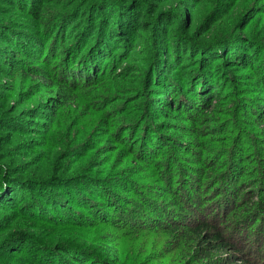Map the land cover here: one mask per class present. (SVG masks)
<instances>
[{
	"label": "trees",
	"instance_id": "trees-1",
	"mask_svg": "<svg viewBox=\"0 0 264 264\" xmlns=\"http://www.w3.org/2000/svg\"><path fill=\"white\" fill-rule=\"evenodd\" d=\"M242 1L251 0H197L207 6L202 28H220ZM154 2L72 0L65 13H57L60 0L55 5L53 0H0L3 10L16 18L23 15L35 27L43 25L39 34L32 26L20 29L0 21L7 26L0 29V66L2 74H11L22 85L32 81L28 87L48 95L49 114L40 118L46 122L32 124L48 128L41 139L56 130L63 143L60 153L44 152L43 173L19 175L17 168L0 167V209L8 213L0 217V264H20L25 250L33 257L31 264H123L104 244L94 243L96 239L80 242V237L59 235L46 244L36 233L11 230L6 222L21 209L54 226L108 225L122 236L160 227L170 239L167 244L173 240L166 254L173 255L169 264H223L215 256L226 253L230 264H264V214H259L264 210V42L235 36L234 30L209 44L195 42L184 32L195 23L190 14L169 12L165 17ZM257 11L248 8L235 30L244 29ZM49 15L56 22L42 24ZM148 38L149 47L143 48L139 43ZM227 45L235 48L227 53L234 60L219 58ZM174 47L177 53L168 62ZM25 61H34L35 69L19 72L23 67L13 64ZM215 61L230 69L222 94L214 83ZM125 63L129 67H123ZM155 88L165 96H147L158 91ZM234 96L236 101L229 99ZM79 116L81 122L93 118L79 126ZM136 131L141 136L134 144ZM36 142L33 145H43ZM173 143L183 145L180 156L186 162L179 164L178 172L176 156L167 147ZM191 146L192 152L186 151ZM87 158V166L82 165ZM251 158L256 166L248 170L243 162ZM68 159H75L69 172ZM148 164L158 170L160 192L173 205L142 194L133 201L110 188L117 180L130 186L117 176ZM113 169L123 172L112 175ZM37 250L43 251L42 257Z\"/></svg>",
	"mask_w": 264,
	"mask_h": 264
},
{
	"label": "rangeland",
	"instance_id": "rangeland-1",
	"mask_svg": "<svg viewBox=\"0 0 264 264\" xmlns=\"http://www.w3.org/2000/svg\"><path fill=\"white\" fill-rule=\"evenodd\" d=\"M71 1L72 0H60L59 5H57L58 7H55L56 8L55 12L65 13L67 11L68 5L71 4ZM53 2H54L53 4L55 5L57 0H53ZM243 2L244 1H242V3L237 4L236 9L233 10L232 13L225 18L220 28H217L210 32L202 28V25L205 21L204 17L207 16V14L205 13L207 6L206 4H203L204 2L197 3V0H157V2L154 3L157 4L155 8L158 7L156 10H158L159 12H164L165 17H169L167 16L169 12H173L177 14H185V13L190 14V17L193 18L195 23L193 24L192 30H190V32L188 31H184V32L185 34L189 35V38L195 42L209 44L221 38L223 35L229 34L232 30H234L233 33L235 36L238 35L242 38L247 37L249 39H254L258 42L263 43L264 42V1L251 0L249 3H243ZM193 3L194 4L196 3L195 7L191 6V4ZM212 5L213 3L211 1V6ZM248 8H256L258 11L255 13L253 19H251V21L246 25L244 29H240L239 31H236L235 29L239 28V22L242 16L246 14V10ZM3 9L4 7L0 5V10ZM14 14H15L14 12H11L9 10H3L2 12L0 11V21L5 23H16L15 25L17 26V28L20 29H22L21 27L32 26L36 28L38 31L39 30L41 31L39 34H43V30H44L43 25L41 27H35L36 23L35 22L33 23L31 19H29L28 17L22 15V17L20 18H16ZM54 22L56 21L53 20L52 15H49L48 17H45V19L42 21V24L48 25V24H53ZM234 24H236L237 27L235 26L234 28ZM4 27L7 26L0 25V29H3ZM142 36L144 38L145 35L142 34ZM174 36H176V34ZM228 38L229 36H227L226 40H224L226 43L227 41H229ZM149 40L150 38L144 39L139 44L143 45V48L146 46L149 47V43H148ZM234 49H235L234 47L227 45V50H226L227 52L226 51L222 52L223 54H221L219 58L220 57L225 58L226 56V59L228 61L234 60L232 54L231 55L227 54L228 52L230 53L235 51ZM178 52L181 53L179 48H178ZM176 53H177L176 47L170 49L168 62H170V60H173V56ZM163 55L165 56L166 54L164 53ZM205 55L208 58V54L205 53ZM58 61L55 62L57 63ZM209 61L210 60L208 59V62ZM215 62L216 64H218L216 65L218 66L217 67L218 71L216 75H214V83L216 86H218L220 94H222L224 93V88L226 84L225 75L230 74L229 72L230 69L228 70L226 67L227 65L223 64L221 61H215ZM13 64L18 66L19 68L20 66L23 67V69H20L21 71L19 72L29 73L31 71L26 69H35L36 63H34V61L31 63L29 61H25L24 64L20 62H13ZM123 67H129L128 63H125ZM188 68L189 65L188 67H186L185 71H187ZM2 70L4 69L0 66V167L6 166L11 168H17L15 171L18 172L19 175L24 173H29V174L43 173L46 171L45 160L42 159V155L44 154V152L55 151L60 153L62 152L61 148L63 147L62 141L59 140V137L57 136L59 132H57L56 130L47 132L45 134V137L41 139V133L46 132L48 128H42L39 126H34L32 124V123L36 124V122L39 121L46 122L44 119H40V118L41 115L44 113L49 114L48 105L51 104V100L49 101L47 100L48 95L45 92L40 91L37 93L34 89L28 87V84L29 83L32 84V81H28L27 83H24V85H22L18 78L12 77L11 74H8V76L2 74ZM234 72L235 71H233V73ZM33 83L37 84L38 82L34 81ZM38 89L41 88L38 87ZM153 90H158V91L155 92L151 91L147 93L148 94L147 96L153 93V96L162 97L165 96L166 94L164 91H162V89L159 88H155ZM160 94L163 95L160 96ZM240 96H247V98L253 97L248 95H240ZM229 99L236 101V99L238 98L234 96V98L229 97ZM181 113L184 115L187 114L186 112H181ZM79 117L80 118L77 121L79 123V126H81L82 124L84 126L88 119L93 118V116H90L87 119H85L83 122H81V120L83 119L81 116ZM27 123L29 125H27ZM215 124H217V122ZM2 126L5 127H3L2 129ZM170 126L175 127V125H170ZM214 127L218 128L217 125ZM243 127L246 128L247 131L251 130V128H247L245 125H243ZM7 128H11V132L6 131ZM93 129L94 126L88 127V130L83 133H86L87 135ZM261 129L264 130V124L263 127H261ZM102 130L103 128L101 129V132ZM8 132H10L11 134L8 135L7 134ZM136 133H137V136L135 137L136 139L133 140L134 144L138 142L139 136H141L140 134L141 132L136 131ZM128 135L129 132L126 133L125 137L128 138ZM262 139H264V136H262ZM178 140L184 142L180 138ZM36 141H38V143L40 142L43 143V145H33V143H37ZM99 141H100L99 138L94 139V143H99ZM167 147L168 148L171 147L173 153L176 156V159L173 162V164L175 165L174 170L178 172L180 171L179 169L181 168L179 164L180 163L186 164L184 159H181L180 156L181 155L180 149L183 147V145L179 143H173L171 145H168ZM192 149H194V146L187 147L186 151L192 152L191 151ZM109 157L110 155H108L106 158ZM68 160H69V164H67L68 166L66 170L67 172H69L71 168L74 166L73 161H75V159L72 160L68 159ZM98 161L100 160L91 162L89 164V166H91L89 169H91L93 164ZM200 162L202 164V159H200ZM87 163H88V158L83 160L81 164L86 165ZM243 163L246 165V168H248V170L255 169L256 163L254 162L253 158L248 159L246 162ZM132 169L134 171L127 170L124 171L125 175L117 176V177H121L124 180H128L130 186H126L121 180H117L110 187L111 189L115 190L114 192L116 193L121 192V194H124V196L128 198H132L133 201H139V198L142 194V196H149L154 201L157 198L160 199V197L165 199V202H163L164 206L167 205L170 206L174 204V201L168 199L165 193L160 192L161 191L159 189L160 182L158 181L156 176L158 170H156L154 165L148 164L145 165V167L142 166L138 170L137 168L135 169L132 168ZM111 171L113 172L111 173L112 175H116L122 173L123 169H113L110 170V172ZM104 176H106L105 178H107L108 176L111 175L104 174ZM132 180H138L139 184H136L137 183L136 181L135 183H133ZM249 188L250 187L248 186V189L245 190H249ZM17 195L20 196L21 199L25 197V195L20 191V188L17 191ZM255 201L256 199H254V201L251 202L253 206H254L253 202ZM74 208L76 209L79 207L75 206ZM142 211L145 213L153 212L151 210L144 208ZM26 213L27 211L25 209H21L20 212L17 213V217L13 216L10 220L6 222V226L10 227L11 230H16L18 232L24 231L29 234L36 233V236L40 238L42 237V241H44L46 244L55 240V237L59 235L60 236L64 235L67 237L70 236L68 238L71 239H75L74 237L76 238L80 237L79 239L76 240L80 242H84L83 240H86L87 242L90 241L92 242L93 239L94 240L96 239L94 243H96L98 246L104 244L103 247H105L108 250H111V252H114L116 256L123 259V264H125L124 262L128 264H169L168 262L171 260L173 256L171 254L170 256L166 257L168 250L172 248L173 240H171V242L169 241L171 245H168L167 242L170 239L168 238H167L168 240L166 239L167 235L162 234V232L159 230L160 227L156 228L155 230H145L137 234L122 236L117 230H115L112 227H109L108 225L98 226L96 229L89 227H86L84 229L70 225L54 226L51 223L37 221L35 220V218L32 219L31 217H28ZM7 214L8 213L6 211L0 209V217L5 216ZM259 214H264V210L261 211V213ZM104 236H106L107 240H104ZM1 238L3 237L0 236V240ZM71 239H67V241L75 242V240H71ZM32 245L34 250H36L38 243H35L34 241L32 242ZM92 246H96V245L93 244ZM164 246L167 247L163 248ZM113 247H115L114 250ZM116 249H118V251H116ZM37 251L39 252V257H42L43 251H39V250ZM34 253L35 254L33 255L37 254L36 251ZM110 255L113 257L112 253ZM229 256L230 254L226 253V254H216L215 257L220 258L223 264L225 263L230 264V261L232 259ZM22 259L23 260L21 261L19 260L20 264H31V260H33V257H30L27 254V250H25L22 251ZM255 261L257 263V260ZM258 264H263L262 260H259Z\"/></svg>",
	"mask_w": 264,
	"mask_h": 264
}]
</instances>
